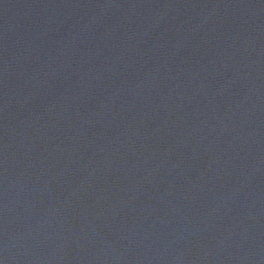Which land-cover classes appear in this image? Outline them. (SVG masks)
<instances>
[{
    "label": "water",
    "instance_id": "water-1",
    "mask_svg": "<svg viewBox=\"0 0 264 264\" xmlns=\"http://www.w3.org/2000/svg\"><path fill=\"white\" fill-rule=\"evenodd\" d=\"M0 264H264V0H0Z\"/></svg>",
    "mask_w": 264,
    "mask_h": 264
}]
</instances>
